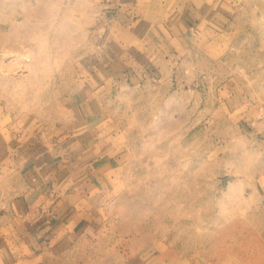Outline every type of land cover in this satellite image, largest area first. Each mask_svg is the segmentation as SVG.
<instances>
[{"label": "rangeland", "instance_id": "1", "mask_svg": "<svg viewBox=\"0 0 264 264\" xmlns=\"http://www.w3.org/2000/svg\"><path fill=\"white\" fill-rule=\"evenodd\" d=\"M97 96L94 264H264V0H0V155Z\"/></svg>", "mask_w": 264, "mask_h": 264}, {"label": "crops", "instance_id": "2", "mask_svg": "<svg viewBox=\"0 0 264 264\" xmlns=\"http://www.w3.org/2000/svg\"><path fill=\"white\" fill-rule=\"evenodd\" d=\"M111 8L113 16L117 10ZM114 15L127 29L131 22L125 14ZM109 70L100 85L115 82L118 74ZM93 106L94 121L81 120L86 132L53 142L24 137L0 155V264H94L86 254L89 243H83L92 240L94 214H86L85 206L93 199L94 177L106 153L103 136L93 132L104 122L102 98Z\"/></svg>", "mask_w": 264, "mask_h": 264}, {"label": "bare ground", "instance_id": "3", "mask_svg": "<svg viewBox=\"0 0 264 264\" xmlns=\"http://www.w3.org/2000/svg\"><path fill=\"white\" fill-rule=\"evenodd\" d=\"M18 63V62H17Z\"/></svg>", "mask_w": 264, "mask_h": 264}]
</instances>
